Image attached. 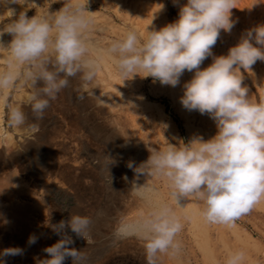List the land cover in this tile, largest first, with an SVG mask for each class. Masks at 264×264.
<instances>
[{"label": "rangeland", "instance_id": "1", "mask_svg": "<svg viewBox=\"0 0 264 264\" xmlns=\"http://www.w3.org/2000/svg\"><path fill=\"white\" fill-rule=\"evenodd\" d=\"M240 1L237 0L234 8L237 13H240L237 9ZM64 2H0V29L18 18L21 12H26L29 18L43 17L59 11ZM186 3L187 0H176L175 3L173 0H88V11L92 12L90 15L94 20L89 33L92 55L99 58L101 65L98 77L88 91L81 89L79 76L70 78L69 86L50 101L44 118L34 121L27 100L35 90L20 83L16 89L9 90L6 97L27 117L25 125L15 129L7 127L5 100L0 99V252L8 248L22 250L20 255L0 257L3 264H38V260L50 258L44 249L61 239L52 225L68 220L70 215L88 216L92 221L88 242L77 237L70 228L66 229L74 240L69 247L80 250L77 264H146L141 241L116 235L121 221H136L152 207L129 192L134 172L127 164L132 161L139 166L146 161L150 156L149 148L162 149L169 143L179 146L180 141L187 143L191 140L187 124L202 126L195 111V122L187 121L186 112L181 111L183 105L175 103L171 96L180 88L184 90V84L191 80L194 71H185L176 87L139 75L125 80L118 73L114 59L107 57L105 66L99 52L105 54L104 50L111 42L122 39L130 30L146 36L148 30L158 31L176 21L180 7ZM224 33L221 30L220 35ZM11 39L8 33L0 37L5 45ZM229 49L226 38L219 36L212 49L213 56L227 55ZM8 56L6 51L0 50V71L6 69ZM213 56L204 60L201 70L213 63ZM241 72L243 86L249 89L251 99L259 102L264 98V83L255 80L260 71L257 70L259 74L255 78L243 69ZM4 95L0 93V97ZM145 102L158 105L165 115L163 119L174 126L177 138L170 134L159 110L149 108ZM33 124L39 125L38 130L32 129ZM138 183H146V178L141 175ZM150 183L157 188L152 200L171 206L183 224L177 236L181 243V252L177 256L184 264H205L189 231V222L172 199L170 188L163 180ZM184 202L203 209L202 202L195 199ZM236 224L261 248V252L246 250L251 257L248 264L251 259L254 264H264V210L254 207ZM31 236L36 237L35 243H29ZM216 239L214 231L213 240ZM235 244L241 247L239 243ZM64 264H73V259L66 258ZM158 264L181 263H175L172 256L163 254Z\"/></svg>", "mask_w": 264, "mask_h": 264}, {"label": "clouds", "instance_id": "2", "mask_svg": "<svg viewBox=\"0 0 264 264\" xmlns=\"http://www.w3.org/2000/svg\"><path fill=\"white\" fill-rule=\"evenodd\" d=\"M0 2L21 4L20 0ZM236 2L187 0L176 21L158 31L148 30L146 36L130 30L104 50L125 80L139 75L176 87L185 71H194L183 86L180 102L189 111L208 114L217 134L207 141L194 136L187 143L180 141L179 146L169 143L166 148H149L146 161L139 166L132 161L127 164L134 172L129 192L151 204L155 188L150 181L163 180L177 205L186 207L181 202L191 199L202 202L205 222L227 227L264 201V98L259 102L251 99L241 72H251L257 61L264 62V24L247 30L227 55L213 56L212 52L221 30L230 33L234 27L231 16ZM87 5L88 0H65L59 11L43 17L29 18L21 12L0 29V37L5 33L12 36L7 45L0 40V50L9 54L6 69L0 71V93L5 94L0 99L5 100L8 128L26 123L25 113L6 98L20 83L35 90L27 103L35 121H40L50 101L69 86L70 78L79 76L84 92L96 81L101 65L92 55L89 33L94 20ZM209 56L213 63L201 70ZM31 127L38 130L39 125ZM141 175L146 178L144 184L138 183ZM91 223L88 216L70 215L52 225L61 239L44 249L50 258L40 259L38 264H64L68 257L77 264L80 250L69 247L74 240L66 229L88 242ZM182 229L171 206L156 204L136 221H121L116 235L141 241L146 264H158L161 255L175 257L181 252L177 236ZM35 242L36 237H29L30 244ZM20 254L21 249L8 248L0 257ZM245 259V253L237 251L229 254L225 264H244Z\"/></svg>", "mask_w": 264, "mask_h": 264}, {"label": "bare ground", "instance_id": "3", "mask_svg": "<svg viewBox=\"0 0 264 264\" xmlns=\"http://www.w3.org/2000/svg\"><path fill=\"white\" fill-rule=\"evenodd\" d=\"M237 9H239L240 13H237L238 10L232 9L231 19L234 22V27L231 29V32L230 33L226 32L220 35V39H223V37L226 38L227 45L230 48L233 46H236L240 42L242 36L246 34L247 30L252 29L257 25L264 24V0H242L240 1V5L237 7ZM253 43L255 44L254 41ZM99 53H100L101 62L106 66L107 57L109 56H107L106 54H103V52H99ZM1 56L3 57L5 56V54H1ZM257 70L260 71V74L257 72ZM249 73H251L252 76H254V78L259 74V78H255V80L257 79V83L259 82L264 83V62L257 61L256 64L253 65L252 71ZM192 78L193 76H191V79ZM183 94H184V90L180 88L176 90V92L174 93L172 92L171 96L175 103L177 102L180 104L181 103L180 98L183 96ZM145 103L149 108L156 107L159 110V113H160V116L163 122L165 121V119H163L165 115L162 112V110L158 107V105L154 103H149V102H145ZM181 109H182L181 111L186 112L185 115H187L186 116L187 121L195 122V119H196L195 112L200 116V123L202 126H197V125H192V124L186 125L187 133L190 139L194 136H202L204 140L207 141L213 138L217 134L218 130H217L216 124L214 120L211 119V117L208 114H201L198 110L189 111L185 109L184 107H182ZM165 124L170 134L176 137V131H175L174 126L171 124V122L165 121ZM7 147L8 146H6V148ZM41 172L43 173V171ZM156 191L160 193L159 190H156ZM156 204L157 202L152 200L151 205L153 206ZM181 204L182 205L186 204V207H180V213L189 222V231L192 234L195 240L196 246L198 247L201 253L203 263L205 264H225L226 259L229 256V254L237 252V251H242L245 253V257H246L244 264H248L247 260L250 259L251 257L248 254H246V250H255L256 252H261V248L258 245V243L254 239H252L249 233L243 228H241L238 224L235 223L233 227H227L223 225H210L205 222V220L203 219L201 215L202 210H200L198 207L194 206L193 204H188L184 201H182ZM255 207L258 208L259 210H264V201H262ZM214 231L217 234L216 240H213ZM228 233L234 238L235 242H232L230 240ZM236 242L240 244L241 246L240 248L235 244ZM173 259L175 260V263L184 264L183 260H181L179 256H175L173 257ZM254 263L255 261L251 259L250 264H254Z\"/></svg>", "mask_w": 264, "mask_h": 264}]
</instances>
